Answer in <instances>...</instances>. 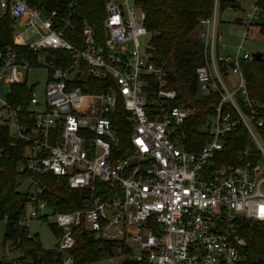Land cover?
Returning a JSON list of instances; mask_svg holds the SVG:
<instances>
[{"label": "built area", "instance_id": "obj_1", "mask_svg": "<svg viewBox=\"0 0 264 264\" xmlns=\"http://www.w3.org/2000/svg\"><path fill=\"white\" fill-rule=\"evenodd\" d=\"M3 17L12 33L11 44L0 51V128L7 134L0 158L10 159L22 145L17 173L25 181L16 189L22 193L31 184L24 192L32 208L17 226L28 229L32 220L52 218L62 264L73 262L76 229L126 251L137 264H244L247 241L239 224L264 231V147L257 130L264 103L249 97L241 69V62L254 60L243 43L264 17L256 0L241 19V42L233 51L216 31V5L195 30L203 46V62L195 69L198 92L219 95L203 127L210 141L198 153L183 147L184 124L195 108L175 104L167 69L149 57L151 33L135 3L105 0L99 31L74 2L61 12L0 0ZM39 71L47 77L41 96L37 83L28 84V73ZM227 72L237 76L232 92L221 79ZM21 86L31 90L25 104ZM239 125L260 158L253 161L246 148L238 165L216 166L223 138ZM124 143L129 147L121 156ZM47 175L85 194L82 207L49 208L40 184Z\"/></svg>", "mask_w": 264, "mask_h": 264}, {"label": "trees", "instance_id": "obj_2", "mask_svg": "<svg viewBox=\"0 0 264 264\" xmlns=\"http://www.w3.org/2000/svg\"><path fill=\"white\" fill-rule=\"evenodd\" d=\"M29 5L45 8L47 11L60 10L63 12L71 2L76 3L82 16L94 27L101 29L104 16L105 0H26ZM146 14V29L151 33L148 54L151 61L163 65L168 72V87L178 94L175 104H187L195 108V114L185 124L186 134L184 149L187 152L198 153L210 141V136L203 127L209 125L212 118V107L219 101V95H200L195 78V69L203 62L202 43L193 36L200 20L211 16L216 5L217 11L227 9L237 10L240 5L235 0H133ZM256 5L264 12V0H256ZM11 21L0 18V51L11 44ZM257 37L264 40V17L254 25ZM241 69L246 81L248 95L252 100L264 103V59L241 62ZM20 94L24 104L31 92L27 87H20ZM188 104V105H189ZM227 105L224 110H228ZM121 111V110H120ZM230 111V110H229ZM247 113V110L243 108ZM259 118L263 125L258 128L262 146L264 147V110ZM114 123L121 126L117 117ZM124 140L125 129L119 132ZM7 134L0 128V147L5 145ZM223 148L217 152L213 163L218 166L238 165V155L249 149L251 158H260L259 151L253 145L244 126L223 138ZM127 143L120 146V155L125 154ZM19 145L13 151L10 159L0 158V221L5 223L4 241H9L11 247L20 250L21 256L16 260L18 264H57L63 261L62 254L57 248L52 251L44 250L37 235L28 237L27 228L17 226V221L24 214L27 203L25 192L17 191L19 175L17 164L21 159ZM23 177V176H22ZM43 187V200L54 212H71L82 207L85 194L71 191L63 179L47 175L40 178ZM242 236L247 241L244 264H264V231L258 224H239ZM51 230L56 238L59 231L53 225ZM76 245L69 251L73 258L72 264H90L97 260L104 252L110 253L117 247L113 244L96 241L91 234L76 229L74 231ZM118 251V250H117ZM126 256V251H119V255ZM121 264H137L129 259H123ZM0 264H16L14 262H0Z\"/></svg>", "mask_w": 264, "mask_h": 264}, {"label": "rangeland", "instance_id": "obj_3", "mask_svg": "<svg viewBox=\"0 0 264 264\" xmlns=\"http://www.w3.org/2000/svg\"><path fill=\"white\" fill-rule=\"evenodd\" d=\"M239 3L240 8L237 10L227 9L220 12L217 11L216 18V31L218 35L221 36L222 42L228 46L229 51H233L241 42L242 26L241 19H244L248 14L252 12L255 0H235ZM130 7H134L133 0H128ZM5 18V17H3ZM254 25V24H253ZM195 31L193 36H195ZM142 47H144V42H142ZM243 51L252 55L255 53H260L264 59V40L257 37L254 32V26L251 27V35L243 43ZM223 83L229 91H234L237 85V76L231 72L221 75ZM47 82L46 73L44 71L39 72H29L28 73V84L29 86L37 83L36 92L38 96H41ZM18 181L23 182L25 180L18 179ZM26 188H23L24 192ZM264 191V185H263ZM32 208V205L26 203L24 207V215H27ZM46 213L51 216V210L46 209ZM53 225V219L50 218L46 221L42 220H32L28 226V232L31 236L37 235L40 245L44 250L52 251L55 250L57 245V238L51 230ZM4 231L5 223L0 221V262H14L20 256L21 252L18 249L12 248L9 241H4ZM138 250L134 249L133 254H138ZM126 257L124 255H119L117 249H113L110 253H102L100 257L93 261L92 264H121ZM57 264H62L61 259L58 260Z\"/></svg>", "mask_w": 264, "mask_h": 264}, {"label": "water", "instance_id": "obj_4", "mask_svg": "<svg viewBox=\"0 0 264 264\" xmlns=\"http://www.w3.org/2000/svg\"><path fill=\"white\" fill-rule=\"evenodd\" d=\"M252 57L254 58V60H257V61L263 58L262 54H260V53L252 54ZM30 186H31V184L26 189V192L28 191V189L30 188Z\"/></svg>", "mask_w": 264, "mask_h": 264}]
</instances>
